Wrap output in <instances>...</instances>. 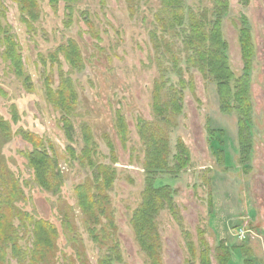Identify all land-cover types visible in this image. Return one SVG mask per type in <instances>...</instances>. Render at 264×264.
<instances>
[{"label": "rangeland", "instance_id": "374dc122", "mask_svg": "<svg viewBox=\"0 0 264 264\" xmlns=\"http://www.w3.org/2000/svg\"><path fill=\"white\" fill-rule=\"evenodd\" d=\"M216 1L222 3L181 0V18L184 25L192 19L195 24L201 22V31L207 36L213 27L219 33L223 46L218 55L230 75L231 96L225 108L218 86L220 76H213L209 69L187 68L182 44L170 35V46L181 57L183 80L186 85L192 82L193 91H182L181 113L168 131L169 160L180 140L189 153V164L175 178L158 174L154 183L174 191L172 205L182 218L176 223L164 209L155 219L159 264H199L202 248L207 249L210 264H264V213L256 207L254 218L249 215L248 187L253 175L245 156L238 157L235 143L237 127L243 128L246 104L241 97L245 90L239 95L234 92V77L239 64L247 66L251 56L243 21L247 0L242 4L241 0H225L221 12ZM38 10V20L26 25L16 0H0V119L8 124L11 136L6 139L0 129V241L10 234L22 254L18 258L12 244L6 245L1 264H30L37 221L53 225L56 233L46 264H99L104 259L112 264H151L135 241L132 218L145 188V149L138 120L155 121L151 95L159 73L152 39L154 32H161L157 17L162 16V6L159 0H134L132 4L126 0H74L52 8L48 0H38ZM8 35L15 54L21 57L23 72L19 77L3 60ZM68 41H74L80 50L81 71L57 52ZM54 54L56 62L51 63ZM166 78L173 85L179 79L173 72ZM66 80L76 94L75 110L68 118L73 128L71 141L62 128V112L46 98V89L55 95L60 81ZM117 115L126 124L124 142L118 136ZM85 129L92 140L89 148L85 146ZM22 132L35 136L40 142L37 149L55 160L56 192L44 191L36 184L25 158L33 146L23 141ZM86 148L89 160L83 158ZM89 161L110 166L116 176L105 193V217L99 216L94 225L87 222L77 199L80 186L94 180ZM9 184L18 191L10 206ZM8 223L14 235L5 232ZM92 230L99 239L109 238L96 243L89 233ZM187 242L194 244V260ZM112 250L118 252L119 260Z\"/></svg>", "mask_w": 264, "mask_h": 264}, {"label": "trees", "instance_id": "16d2710c", "mask_svg": "<svg viewBox=\"0 0 264 264\" xmlns=\"http://www.w3.org/2000/svg\"><path fill=\"white\" fill-rule=\"evenodd\" d=\"M74 2V0H48V4L55 8L59 2ZM127 3L132 4L134 0H126ZM18 3L19 12L21 14V20L24 24L30 25L38 20V0H16ZM162 6V16L157 17L158 25L160 29V35L158 32H154L152 39L154 46L152 45V52L156 55L157 70L159 77L154 81L151 101H152V113L154 114L155 121L147 123L138 120V130L140 133V139L144 146V162L143 171L145 175V188L141 195L142 201L135 210L132 218V230L134 232L135 241L139 245L140 250L152 261L151 264H159V232L156 226V218L161 211L167 209L176 223H180L182 218L178 215L177 209L172 205V195L174 191L168 186L155 187V178L158 174H167L172 178H175L180 174L182 170H185L189 164V153L184 144L177 140L175 144V154L169 160V139L168 131L176 125V116L181 113V101L183 93L186 88L189 91H193V84L189 81L186 85L183 80V71L179 69V63L181 57L178 58L170 46L169 41L171 37L177 39L183 46L181 52L182 58L185 60L187 68H194L197 71L202 72L208 70L213 76H220L219 80V92L222 97V106L226 107V101L229 102L231 93L229 90V72L224 64L220 62V56L218 51L223 46L221 44L219 33L216 27L212 28L209 36L202 33L203 24L201 22L197 24L192 19L189 25H184L181 18V0H159ZM226 2L222 0V3L216 1V9L220 8L223 11ZM69 15L71 14V7L67 8ZM216 12V11H215ZM214 12V13H215ZM88 21H86L87 23ZM88 26L89 23H87ZM187 28H189L187 32ZM171 35V37H170ZM168 41H166V39ZM151 41V44H152ZM4 52L3 60L9 62L14 74L19 77L22 75L23 67L21 63L20 55H16L14 52L15 46L11 37L8 35L7 39H4ZM209 43V44H207ZM67 46V47H66ZM60 47L58 53H61L66 61H68L73 67L77 68V71H81V54L78 46L74 41H68L67 45ZM52 62H56V55H51ZM169 65V66H168ZM224 67V69H223ZM173 72L178 75L179 79L176 85L170 84V79L166 76L168 73ZM223 76V77H222ZM224 79L225 82L221 80ZM46 98L53 107L59 109L62 114V122L64 133L69 141L73 140V128L70 125L69 116L75 110L76 94L69 80L60 81L57 93L52 95L48 89H46ZM246 115V114H245ZM123 117L117 115L116 128L118 136L125 141L126 138V126ZM0 129L3 131V136L6 139H10L8 124L0 119ZM85 146L90 147L91 136L88 130H84ZM72 135V136H71ZM214 136V133L211 134ZM21 138L26 143L33 146V150L25 155L29 167L35 174L36 184L48 192H56L58 190V176L56 173V162L53 158H49L45 151H39L37 144L39 140L35 136L29 133H20ZM93 146V145H92ZM108 148L112 149V145L108 144ZM241 146V158L246 154V141L244 137L240 140ZM83 158L89 160L90 151L86 148L83 151ZM73 155V154H72ZM88 166L92 169L93 183L87 181L80 186L77 192L78 206L83 215L86 216L89 224H97L98 217H105L104 212L107 208L108 196L106 192L110 191L113 181L116 179L114 171L111 167L96 166L89 161ZM10 180H13L10 175ZM94 185V187H93ZM12 190L10 191L9 206L13 198L18 194L15 186L8 185ZM10 212L14 214L13 207H10ZM53 226V225H52ZM49 223L43 221H37L33 225V257H31L30 264H46L49 260V252L54 249L55 229ZM10 224L6 225V233H12L10 231ZM94 241L96 243H102L103 240L109 238L108 235L101 237L100 239L94 235V231H90ZM10 234L6 235V238L0 241V264L3 263L2 258L4 255V249L6 245L12 244V252L18 258L22 257L20 249L10 238ZM1 238V231H0ZM188 253L191 260L195 258V247L193 242H187L186 244ZM3 247V250H2ZM114 252V253H113ZM116 260H119V254L117 251L112 250ZM2 256V257H1ZM99 264H112L108 260L104 259L99 261ZM199 264H210L208 253L206 248H202L199 254Z\"/></svg>", "mask_w": 264, "mask_h": 264}, {"label": "flooded vegetation", "instance_id": "af4514ba", "mask_svg": "<svg viewBox=\"0 0 264 264\" xmlns=\"http://www.w3.org/2000/svg\"><path fill=\"white\" fill-rule=\"evenodd\" d=\"M239 3H244V0ZM245 4L243 21L251 56L247 66L242 63L236 68L238 72L233 86L236 95L245 90L241 97L246 104V115L243 128L236 129L235 143L237 155L241 158L240 140L244 137L246 141L245 162L253 175L248 187V207L252 219L256 215V207L264 213V0H247Z\"/></svg>", "mask_w": 264, "mask_h": 264}, {"label": "built area", "instance_id": "2783aa9c", "mask_svg": "<svg viewBox=\"0 0 264 264\" xmlns=\"http://www.w3.org/2000/svg\"><path fill=\"white\" fill-rule=\"evenodd\" d=\"M244 238H245L244 235L241 234L240 239L243 240Z\"/></svg>", "mask_w": 264, "mask_h": 264}]
</instances>
